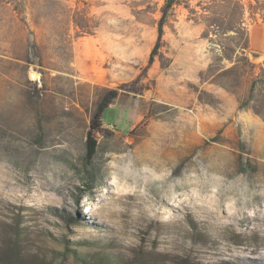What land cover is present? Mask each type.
<instances>
[{"label":"rangeland","instance_id":"rangeland-1","mask_svg":"<svg viewBox=\"0 0 264 264\" xmlns=\"http://www.w3.org/2000/svg\"><path fill=\"white\" fill-rule=\"evenodd\" d=\"M166 3L0 0V264H264V0Z\"/></svg>","mask_w":264,"mask_h":264},{"label":"trees","instance_id":"trees-1","mask_svg":"<svg viewBox=\"0 0 264 264\" xmlns=\"http://www.w3.org/2000/svg\"><path fill=\"white\" fill-rule=\"evenodd\" d=\"M176 4V0H167L166 6L164 8V16L159 22L158 26V38L157 43L150 55L149 58V65H151L154 61L155 52L158 51L160 44L163 41L164 36V25L166 23V16L168 10L171 9ZM117 97V91L109 92V95L106 96L97 106L96 110L92 114L90 119V125L87 130V159H93L94 156L97 154L98 151V134H100L102 130L103 124V114L109 108L112 101Z\"/></svg>","mask_w":264,"mask_h":264},{"label":"crops","instance_id":"crops-1","mask_svg":"<svg viewBox=\"0 0 264 264\" xmlns=\"http://www.w3.org/2000/svg\"><path fill=\"white\" fill-rule=\"evenodd\" d=\"M86 44L88 45L94 44V41H90L87 39L86 41L80 43L76 42L74 49L75 50L74 64L82 80L91 83H100L102 79H99L98 77H94L89 72L92 67L89 60H91L94 57L95 52L92 51L91 48L83 49L82 45H86Z\"/></svg>","mask_w":264,"mask_h":264}]
</instances>
